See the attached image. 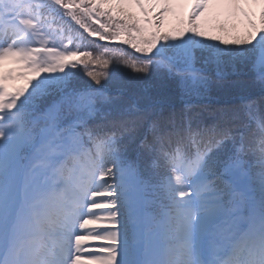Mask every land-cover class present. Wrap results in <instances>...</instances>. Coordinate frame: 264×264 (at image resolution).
Segmentation results:
<instances>
[{
  "label": "snow or ice",
  "instance_id": "6c2138e0",
  "mask_svg": "<svg viewBox=\"0 0 264 264\" xmlns=\"http://www.w3.org/2000/svg\"><path fill=\"white\" fill-rule=\"evenodd\" d=\"M185 3L0 0V264H264V0Z\"/></svg>",
  "mask_w": 264,
  "mask_h": 264
},
{
  "label": "trees",
  "instance_id": "16d2710c",
  "mask_svg": "<svg viewBox=\"0 0 264 264\" xmlns=\"http://www.w3.org/2000/svg\"><path fill=\"white\" fill-rule=\"evenodd\" d=\"M175 1L173 0V8L175 6ZM117 3V0H111V6H114ZM109 6L105 7V10H107ZM160 9L156 8V9H152L151 11L153 13L158 12ZM126 11L130 12L131 14H133L135 17H137L138 19L143 20V16L140 13V10L135 8V7H129L126 8ZM181 16H184L183 13H180V15L177 14H168L165 16V24L163 29L161 30L163 33H171L172 31H174L177 27H179V19ZM254 18L256 19V22L258 23V16H254ZM103 19V18H101ZM203 23L206 24V27L209 29V34L212 35H220L221 33L218 31V28L221 24H224L226 27H228L230 30L232 29L233 25H235L236 31L233 32V35H243L244 32L247 30L246 27V21L245 22H241V20L235 19L234 17L230 16L229 14H227L225 17L220 18L217 14L210 12V9L208 11V13L206 14L204 20L202 21ZM74 29H78V26L76 25H72ZM96 27H98V25H96ZM79 31H83L82 29H79ZM83 35L85 37H87V33H83ZM87 41H95V43H87ZM86 46L93 52V55L95 56L100 49L96 47V44H99L101 46H108V47H113V48H123L125 49L128 53H131L133 55L139 56L141 54L139 53H135L134 49H132L130 46L128 45H124L122 44L120 41H114L109 43L108 41H99L97 38L95 37H87V40L85 41ZM155 54V49L153 50V55ZM91 67V66H90ZM116 67H120L121 68V72L118 74V79L116 80L115 83L111 84L109 86L108 92L110 95H115L117 94V92L119 90H123L126 92H134L137 91L141 88H147L150 92H154L156 90V85L157 82L155 80H152L146 84H140V83H136V82H126L128 81V77L130 76H134L135 74H132L130 72V70L128 69H124L122 68V66H117L115 64H111L109 65V68L107 69L108 72L112 73L113 69ZM95 70L100 71L102 69H100L99 67H97ZM73 71H77L79 73V79L91 82L90 79L83 74V70L82 68H78L75 69ZM124 73H127V76L124 75ZM233 79H235V77H233ZM242 79H247L242 77ZM20 85L19 86H23L25 81L20 80ZM106 82V81H103ZM244 87H251L250 83L243 85ZM253 94H258V89L253 88ZM236 89H225L224 91L220 92V93H213L212 94V100L210 101L211 104L213 105H222L227 103L229 100L234 98V93H235ZM207 116V114H205ZM148 159L145 158L143 161V166L147 167L148 166Z\"/></svg>",
  "mask_w": 264,
  "mask_h": 264
},
{
  "label": "rangeland",
  "instance_id": "374dc122",
  "mask_svg": "<svg viewBox=\"0 0 264 264\" xmlns=\"http://www.w3.org/2000/svg\"><path fill=\"white\" fill-rule=\"evenodd\" d=\"M175 2V6H174V13L177 15H180V13H183L185 15V13L188 11L187 5L185 3V0H174ZM181 5H184L183 7H181ZM245 11L254 13L255 16H258L259 14V8H248L245 7ZM210 12L217 14L220 18L225 17L227 14H229L228 10L223 8V7H218V6H212L210 7ZM180 17V16H179ZM17 67L14 64H11L10 62H6L5 65L3 67H0V71H4L7 69H11V68H15ZM20 82L16 81L15 82V86L19 87Z\"/></svg>",
  "mask_w": 264,
  "mask_h": 264
}]
</instances>
